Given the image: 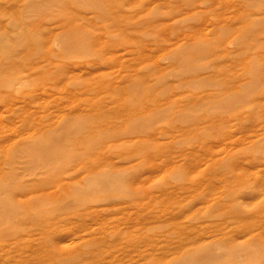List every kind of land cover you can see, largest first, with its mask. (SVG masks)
<instances>
[{"label": "rangeland", "instance_id": "rangeland-1", "mask_svg": "<svg viewBox=\"0 0 264 264\" xmlns=\"http://www.w3.org/2000/svg\"><path fill=\"white\" fill-rule=\"evenodd\" d=\"M0 264H264V0H0Z\"/></svg>", "mask_w": 264, "mask_h": 264}]
</instances>
